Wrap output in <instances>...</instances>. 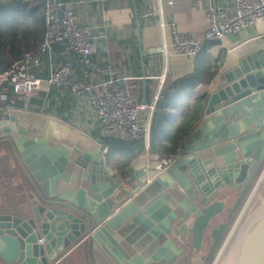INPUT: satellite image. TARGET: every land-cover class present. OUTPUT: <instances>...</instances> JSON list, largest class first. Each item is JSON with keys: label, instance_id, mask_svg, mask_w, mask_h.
<instances>
[{"label": "crops", "instance_id": "crops-1", "mask_svg": "<svg viewBox=\"0 0 264 264\" xmlns=\"http://www.w3.org/2000/svg\"><path fill=\"white\" fill-rule=\"evenodd\" d=\"M228 1L83 0L76 6L78 22L99 24L105 21L122 28L120 38L113 36L102 40L100 43L105 42V48L99 45L94 55L118 67V74L127 77L136 100H150L158 81L156 76L163 72L165 65L168 69L163 96L175 94L182 87L181 80L196 71L197 58L203 52L209 54L214 64V75L208 83H198L192 88V96L201 102L194 107H202V112L194 118L196 109L191 111L194 115L192 126L181 141L177 157L160 171L146 166L147 161L153 165L158 161V155H164L150 146V140L148 150L145 145L135 150V146H127L124 142L131 139L117 131L104 138L102 147L95 141L100 137L98 126L90 125L86 116L77 112L69 100L57 104V114L53 108L49 113H9L6 107L12 100L0 102V118L18 115V122L23 127H41L47 134L38 142L37 152L35 148L28 154L21 150H18L19 155L0 152V263L196 262L189 244L192 238L190 226L196 215L194 210H199L202 204L201 182H197V176L205 175L209 181L202 183L208 191L214 190L218 172L212 162L222 159L219 163L223 164L232 159L229 164H233L257 154L260 149L251 151L252 143L246 152L237 144L239 139L243 141L247 136L242 131L250 130L249 126L258 123V116L264 115V90L253 91L210 112H207L208 105L203 96L216 89L222 74L242 58L257 55L258 49L264 48V21L222 39L207 41L194 56L172 52L166 61L160 46L170 42L171 32L168 25L160 24V20H172L179 31L199 37L207 26L205 8ZM144 7L153 8L154 15L143 17L141 10ZM62 49L60 43L53 45L55 59L61 57ZM67 55L73 58L75 53L68 50ZM75 69L76 75L83 77L81 70ZM36 72L46 74V58ZM177 111L170 109L166 119L175 118ZM22 116L24 121H21ZM218 123L222 126L218 127ZM255 130L250 134L254 142L264 144V125ZM112 136L119 157L132 154L123 169L108 162L107 144L113 140L110 139ZM92 153L103 159L104 162L99 161L100 167L90 169L88 162L79 161L82 154L90 160ZM220 164L217 165L221 167ZM34 208H42L38 218L34 217ZM30 215H33L31 221L22 219ZM33 225L38 227L37 232L44 236L50 233L54 239L49 249L43 250L45 258L39 250L43 242L28 238L36 235L32 233ZM21 240L31 246L30 256L26 255V248L21 247ZM186 249L190 251V259ZM27 256L34 257V261L28 262Z\"/></svg>", "mask_w": 264, "mask_h": 264}, {"label": "built area", "instance_id": "built-area-1", "mask_svg": "<svg viewBox=\"0 0 264 264\" xmlns=\"http://www.w3.org/2000/svg\"><path fill=\"white\" fill-rule=\"evenodd\" d=\"M29 1L42 4L44 34L35 46L24 50L19 59L0 71V102L12 100L6 110L9 113H49L53 108L57 114L55 107L66 99L75 105L77 112L86 116L90 125L98 126L100 137L95 140L98 145L103 147L106 136L121 131L132 140H141L148 150L152 117L163 97L168 66L165 65L163 72L156 76L158 81L150 100L138 101L131 92L127 77L118 74V67L94 55L95 43L113 36L121 37L120 26L105 21L99 24L78 22L76 6L83 0ZM154 13L151 7L141 10L145 18H150ZM205 20L207 26L198 37L179 31L172 20L161 19L160 24L168 25L171 32L170 42H163L160 46L164 60L167 61L172 52L194 56L201 51L205 42L222 39L264 21V0H230L221 5H209L205 8ZM55 43L63 45L59 52L61 57L57 59L52 52ZM68 50L75 53L73 58L67 55ZM46 54L48 57H45ZM45 58L47 72L40 75L36 69ZM75 67L81 70L83 77L76 75ZM176 157V154L158 155L156 163L151 165L147 161L146 166L160 171ZM240 217L241 213L237 219ZM234 227L235 223L219 251ZM43 239V236L39 237L38 243Z\"/></svg>", "mask_w": 264, "mask_h": 264}, {"label": "water", "instance_id": "water-1", "mask_svg": "<svg viewBox=\"0 0 264 264\" xmlns=\"http://www.w3.org/2000/svg\"><path fill=\"white\" fill-rule=\"evenodd\" d=\"M99 45L105 48L106 43H95L96 47ZM261 90H264V48L258 49L257 55L252 54L247 57V59L242 58L237 65L225 72V74H222V79L216 89L209 92L206 96H203V98L205 97L208 105L207 112H210L231 104L251 94L253 91ZM263 160L264 145L257 154L252 166H250L251 168H249L248 162L245 160H238L227 166L228 170L232 165L234 166V170H237L235 176L236 182L242 181L248 171L249 175L247 180L238 188V192L233 199L225 219L216 224L212 223L213 217L223 209V200L214 198L203 202L199 207V213L194 216L190 226L192 235L190 245L195 249H199L203 239L207 237L211 240L207 252L204 254L199 264H207L208 260L213 255L224 232L228 228L234 212L244 198L254 173L260 168ZM219 175L220 173H217L218 180ZM40 211H42V208H34V217L38 218L40 216ZM22 219L31 221L33 215L22 217ZM41 233L42 232H37L36 238L33 240L37 241V239L41 237ZM42 236L44 238L43 244L39 246L41 254H43L44 249H49L54 243V239L50 233H47L46 236ZM31 237L34 236L31 235L28 237L29 240ZM20 245L22 248H26V255L30 256L31 246L28 244L26 245V242L23 240L20 241ZM22 255L24 256L25 253L22 252ZM29 256H27L26 260L32 263L34 257ZM43 257L45 258L46 255L43 254ZM8 264L16 263L10 262ZM218 264H264V199L257 208L247 214L243 222L237 228L232 241Z\"/></svg>", "mask_w": 264, "mask_h": 264}, {"label": "trees", "instance_id": "trees-1", "mask_svg": "<svg viewBox=\"0 0 264 264\" xmlns=\"http://www.w3.org/2000/svg\"><path fill=\"white\" fill-rule=\"evenodd\" d=\"M44 29L43 9L40 2L0 1V71L19 59L24 50L35 46L42 39ZM196 65V71L189 73L181 80L182 87L176 90L175 94L163 96L164 98L162 97L157 103L151 124L150 146L160 154L178 153L181 141L192 126L194 115L191 111L194 112L196 109L197 114L194 118L202 112V107H194L201 102L200 99L192 96V88L198 83L210 81L214 75V64L209 54L203 52L199 54ZM170 109H178V111L175 118L168 121L166 117ZM107 138L108 136L105 137ZM110 139L113 140L107 144L108 162L111 161L114 166L123 169L132 154L128 157L121 155L119 157L114 137ZM124 142L127 146H135V150L142 149L144 145L141 140L131 139Z\"/></svg>", "mask_w": 264, "mask_h": 264}, {"label": "rangeland", "instance_id": "rangeland-1", "mask_svg": "<svg viewBox=\"0 0 264 264\" xmlns=\"http://www.w3.org/2000/svg\"><path fill=\"white\" fill-rule=\"evenodd\" d=\"M262 95H263L262 97L264 98V93ZM258 119H259V121L257 120L258 121L257 124L253 123L251 126H249L250 130L248 128H245L242 131V134L245 133V135L247 134V136H245V138H243V141L239 139V143L237 145L240 144L239 148L242 147V149L245 152L249 151V147H251V143L253 144L251 147V148H253L251 150L253 152H255L257 149H261V147H262L261 144L263 145V143L261 141L259 143L254 142L255 139L252 138V136L250 135L251 133L256 132L255 128H257V126L260 125L261 127H263L264 115L263 114L259 115ZM18 120H19L18 115H10L8 117L4 116V117L0 118V152H4V153L9 152V153L19 155L18 150H21L24 153L28 154L29 151H31L34 148L36 149L35 151L37 152L38 151L37 148L39 146L38 142H40L43 139L42 138L43 136L47 135L45 132H43L45 129L41 128V127H40V129L38 127H37V129H34L32 127H31L32 129L31 128H25L22 125H20ZM28 120H30V118ZM21 121H24L23 116H22ZM7 123H9V125ZM219 126H222V125L220 123H218V127ZM36 130H38V132H36ZM242 134H241V136H243ZM29 139H31L32 142L31 141L29 142ZM256 146H257V148H256ZM200 149L205 150L204 148H200ZM86 159L87 158L82 154L80 156L79 161H81L82 163L88 162V167L90 169L100 167L99 161L100 162L103 161L102 158L100 159V157L94 153H92L90 160H88L89 158L87 160ZM220 160H222V159L216 160V162H218V163H216L214 160L213 161H214V163H216L215 165H217V164H220L219 163ZM232 161H233L232 159L231 160L228 159L227 161L223 162V164H220L221 167H219V165H217L218 167L215 166L214 163L212 162L211 165L214 166V168L216 169V172H218V174L220 173L218 182H220L223 179V174L226 171V169H224V168H226V166H228V164L231 163ZM103 165H104V163H103ZM188 174H190V172ZM197 180H198L197 182H201L200 188L204 194L203 195V202H206L208 199L213 197L212 190L208 191L207 187H205V185L203 184V183H205L206 180L209 181V179L205 175H198ZM202 181H203V183H202ZM254 187H255V189H254ZM209 189H212V188H209ZM253 189H254V191H252ZM211 194H212V196H211ZM235 194H236V192L234 191L233 195H235ZM218 195H220V194H218ZM263 199H264V160H263L259 170L257 171L256 176L254 177L249 189L247 190L244 198L242 199L241 203L239 204L238 208L236 209L235 214H234L233 218L231 219L227 230L225 231L224 235L222 236L220 242L218 243L217 248L215 249L211 258L208 260L207 264H218L220 262L225 251L227 250L230 242L232 241V239L236 233L237 228L243 222V220L245 219L247 214L251 213L255 208H257V206L260 204V202ZM196 209L194 210V212L196 211V214H198L199 210L198 209L196 210ZM240 213H241V217L239 219H237L238 216L240 215ZM236 219H237V222H236ZM234 223H235V227H234L232 233L230 234L229 238L227 239L222 250L219 251L222 243L228 237V233H229L230 229L232 228V226L234 225ZM32 228L34 231V232L32 231V233L37 234L36 228H38V227L33 225ZM189 237L190 236L188 235V238ZM35 238H36V235L32 239H35ZM207 241H209V240H207ZM186 253L188 254V257H189L190 251L189 250L187 251V249H186ZM197 260H198V258H197Z\"/></svg>", "mask_w": 264, "mask_h": 264}, {"label": "flooded vegetation", "instance_id": "flooded-vegetation-1", "mask_svg": "<svg viewBox=\"0 0 264 264\" xmlns=\"http://www.w3.org/2000/svg\"><path fill=\"white\" fill-rule=\"evenodd\" d=\"M257 154H255L253 156H249L248 158L243 159L246 162H248L249 168H251L250 166H252V164H253V162H254ZM238 169H239V166H238ZM257 171L254 173V175H253V177H252V179H251V181L249 183L248 189H249V187H250V185H251L254 177L256 176ZM236 172H237V170H234V166L232 165V166H230V169L229 170L226 169V171L224 172V175L223 176L225 178L223 177V179L220 182H218V178H217V181H215V186H214L215 188H214V190H212L213 197H211L207 201L212 200L214 198L219 199V200H223L224 201V206H223L222 211H220L219 213H217L213 217V219H212V223L213 224H216L217 222H219V221H221V220H223V219L226 218V216H227V214H228V212L230 210V206H231V204L233 202V199H234V197L236 196V194L238 192V188L247 180V177L249 175V171H248V173L244 176V178L242 179V181L236 182L235 181ZM234 191L236 192L235 195H233V192ZM218 194H220V195H218ZM203 195H204L203 192L199 194L200 201L202 200V204H203ZM211 196H212V194H211ZM234 214H235V212H234ZM234 214H233V216H234ZM233 216H232V218H233ZM207 240H209V241H207ZM191 241H192V238H191ZM210 241L211 240L208 239L207 237L205 239H203L202 240V244H201V246H200L199 249H195L194 247H192V245L189 244V246L194 250L195 256L192 257V258H194L196 260V262L193 263V262H191V261L188 260L186 264H199L202 261L204 254L207 252V249H208V247L210 245ZM188 243L189 242H187V244ZM190 258L191 257H188V259H190ZM197 258H198V260H197Z\"/></svg>", "mask_w": 264, "mask_h": 264}, {"label": "bare ground", "instance_id": "bare-ground-1", "mask_svg": "<svg viewBox=\"0 0 264 264\" xmlns=\"http://www.w3.org/2000/svg\"><path fill=\"white\" fill-rule=\"evenodd\" d=\"M25 220H28V219H25Z\"/></svg>", "mask_w": 264, "mask_h": 264}]
</instances>
